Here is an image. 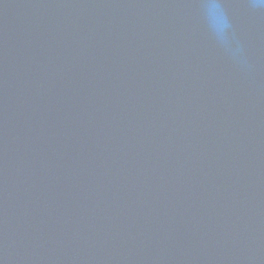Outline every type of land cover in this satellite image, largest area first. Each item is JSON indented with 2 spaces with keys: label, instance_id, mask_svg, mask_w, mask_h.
Returning a JSON list of instances; mask_svg holds the SVG:
<instances>
[{
  "label": "water",
  "instance_id": "obj_1",
  "mask_svg": "<svg viewBox=\"0 0 264 264\" xmlns=\"http://www.w3.org/2000/svg\"><path fill=\"white\" fill-rule=\"evenodd\" d=\"M0 0V264H264V9Z\"/></svg>",
  "mask_w": 264,
  "mask_h": 264
},
{
  "label": "clouds",
  "instance_id": "obj_2",
  "mask_svg": "<svg viewBox=\"0 0 264 264\" xmlns=\"http://www.w3.org/2000/svg\"><path fill=\"white\" fill-rule=\"evenodd\" d=\"M250 7L264 9V0H250ZM204 8L209 16L219 20V23L213 29L214 37L225 47V50L233 59L244 63L243 49L230 39V23L218 0H207Z\"/></svg>",
  "mask_w": 264,
  "mask_h": 264
}]
</instances>
